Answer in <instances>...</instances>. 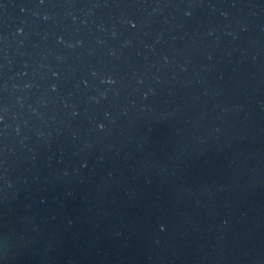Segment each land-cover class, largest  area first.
I'll use <instances>...</instances> for the list:
<instances>
[{
  "label": "water",
  "instance_id": "obj_1",
  "mask_svg": "<svg viewBox=\"0 0 264 264\" xmlns=\"http://www.w3.org/2000/svg\"><path fill=\"white\" fill-rule=\"evenodd\" d=\"M0 264H264V0H0Z\"/></svg>",
  "mask_w": 264,
  "mask_h": 264
}]
</instances>
